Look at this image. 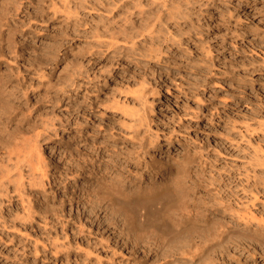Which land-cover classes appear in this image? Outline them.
<instances>
[{"label":"rangeland","instance_id":"374dc122","mask_svg":"<svg viewBox=\"0 0 264 264\" xmlns=\"http://www.w3.org/2000/svg\"><path fill=\"white\" fill-rule=\"evenodd\" d=\"M0 7V158L8 142L27 137L31 147L39 138L49 164L45 176L23 166L24 178L14 176L8 198L0 195V264H264V0H0ZM146 20H155L154 37L137 36L143 50L133 53L121 30ZM113 34L121 48L109 43ZM158 47L160 58L151 59ZM137 111L149 115L144 125ZM77 126L107 146L108 176L125 190L169 181L182 185L179 193L168 190L148 214L113 190L94 205L84 195L70 200L87 174L70 168L88 155ZM153 154L165 164L158 174L141 161ZM182 203L199 216L180 219Z\"/></svg>","mask_w":264,"mask_h":264},{"label":"bare ground","instance_id":"6f19581e","mask_svg":"<svg viewBox=\"0 0 264 264\" xmlns=\"http://www.w3.org/2000/svg\"><path fill=\"white\" fill-rule=\"evenodd\" d=\"M215 1V0H214ZM254 1V0H253ZM108 2V1H107ZM102 3H106V2H102ZM110 2H108V3H106V5H108ZM125 3H123L121 6H123ZM167 4V3H166ZM101 5V4H100ZM105 5V6H106ZM95 6H97V5H94V3L92 4V8H95ZM104 6V7H105ZM115 6V5H114ZM120 6V7H121ZM125 6V5H124ZM108 7V6H107ZM116 7H117V5H116ZM115 7V8H116ZM1 8V7H0ZM97 8V7H96ZM99 8V7H98ZM114 8V9H115ZM168 8V7H167ZM166 7H165V10L167 11V13H168V11H169V14H175V11H173L172 9L170 10H168ZM170 8V7H169ZM112 9V8H111ZM4 11V10H3ZM162 11V10H161ZM160 11V12H161ZM142 12V11H141ZM144 12V11H143ZM3 14H4V12H3ZM161 14V13H160ZM2 14H0V16H1ZM142 15V14H141ZM159 15V14H158ZM157 15V16H158ZM3 16V15H2ZM4 16H5V14H4ZM156 17V16H155ZM5 18V17H4ZM157 18H160V16L159 17H157ZM145 19V18H144ZM147 19V18H146ZM155 20H156V18H154ZM155 20L154 21H150V20H146V21H144V23H142V25H139L137 28H136V26H134L133 28L135 29V31H131L132 30V28H131V30H129V31H131V32H129L128 31V29L130 28V27H128V26H125V27H123L122 28V32H123V39H124V41L126 42V43H128L129 44V46H130V48H131V50L133 49V50H137L138 52L140 51V54H142V50L143 49H141L140 48V45L137 43V36H145L144 38H150V39H153V35H152V32H153V27H156L155 26ZM158 20V19H157ZM156 20V21H157ZM128 21V20H127ZM1 23V22H0ZM157 25V24H156ZM1 26V25H0ZM128 27V28H127ZM3 30V29H2ZM107 32H109V31H107ZM2 33V32H1ZM3 34V33H2ZM6 34V33H5ZM122 37H120V38H122ZM6 38V37H5ZM112 39V40H111ZM110 39V41H109V43L112 45V46H114V48H116V46H118L119 45V43H121V45H122V42H124V41H122L121 42V40H120V42L118 43V37H117V34H113L112 35V38ZM142 41V40H141ZM1 43V42H0ZM6 44V43H5ZM124 44V43H123ZM127 44V45H128ZM7 46V45H6ZM124 46L126 47V44H124ZM119 47V46H118ZM3 48V47H2ZM119 48H121V46L119 47ZM118 48V49H119ZM123 48V47H122ZM6 50H7V48H6ZM124 51L125 50H127V49H123ZM132 50V51H133ZM164 50V49H163ZM152 51H154L153 53H150L151 55H150V58L151 59H159L160 58V55H161V49H160V47H158V52H157V49H152L151 48V51L150 52H152ZM5 52V51H4ZM132 53V52H131ZM133 53H134V51H133ZM147 52H145V54H146ZM139 54V53H138ZM147 56H149L148 54H146ZM21 72V71H20ZM78 75V74H77ZM77 78V77H76ZM75 79V78H74ZM73 81V80H72ZM80 81V80H79ZM3 82V81H2ZM1 82V83H2ZM7 83V82H6ZM82 83V82H81ZM72 84V83H71ZM75 84V83H74ZM79 84V83H78ZM83 84V83H82ZM5 85V84H4ZM76 89V88H75ZM74 89V90H75ZM6 91V90H5ZM7 92V91H6ZM141 94V98L142 97H144L146 94H145V91H144V89H138V91H137V97H139V95ZM143 95V96H142ZM89 96V95H88ZM135 96V95H134ZM134 96H133V98H134ZM135 96V97H136ZM4 97V96H3ZM84 97V96H83ZM8 98V97H7ZM87 98H90V97H87ZM144 98H146V97H144ZM137 99V98H136ZM139 99V98H138ZM137 99V100H138ZM147 99V98H146ZM146 99H143V100H146ZM138 101H140V99L138 100ZM2 102V101H1ZM128 102V101H127ZM149 102V101H148ZM153 102V101H152ZM152 102H150V103H152ZM7 103H8V101H7ZM145 103H147V101L145 102ZM75 105V104H74ZM140 105H142V104H140ZM151 105V104H150ZM77 106V105H76ZM93 106V105H92ZM145 106V105H144ZM4 107V106H3ZM6 107V106H5ZM134 107V106H133ZM139 107V106H138ZM146 107V106H145ZM93 108V107H92ZM137 108V107H136ZM136 108H134V110L136 111ZM143 108V107H142ZM146 108H148V107H146ZM34 109V108H33ZM149 109V108H148ZM7 110V109H6ZM131 111V112H135V111ZM138 111H139V109H138ZM138 111L136 112V113H134V115L137 117L136 119H134V120H140V122L142 121V120H147V119H149V115H147V113H144L143 115H141L140 113H138ZM147 111V110H146ZM150 112V111H149ZM6 113V112H5ZM41 113V112H40ZM71 113V112H70ZM45 114V113H44ZM89 114V113H88ZM133 114V113H132ZM131 114V115H132ZM137 114V115H136ZM8 115V114H7ZM41 117H42V115H41ZM45 118V117H44ZM46 118H47V116H46ZM51 118V117H50ZM48 119V118H47ZM78 119H80V118H78ZM50 120H52V119H50ZM62 120V119H61ZM77 120V119H76ZM151 120V119H150ZM45 121V120H44ZM53 121V120H52ZM132 121V120H131ZM34 122V121H33ZM46 122V121H45ZM67 122H70L69 120L67 121ZM80 122V121H79ZM75 123H77V125H80V124H82V123H78V122H76L75 121ZM85 122H83V124H84ZM133 123V122H132ZM136 123H137V121H136ZM142 123V122H141ZM144 123V122H143ZM142 123V124H143ZM43 126H44V123H41ZM60 124H61V122H60ZM63 124V123H62ZM61 124V125H62ZM69 124V123H68ZM139 124V123H138ZM137 124V127H139V125ZM1 125V124H0ZM18 125V124H17ZM29 125V124H28ZM33 125V124H32ZM37 125H38V123H37ZM40 125V124H39ZM47 125V124H46ZM51 125V124H50ZM130 125H132V124H129V126ZM141 125V124H140ZM144 125V124H143ZM148 125V124H147ZM5 126H6V124H5ZM35 126V125H34ZM48 126V125H47ZM52 126V125H51ZM136 126V125H135ZM142 126V125H141ZM7 127V126H6ZM18 127V126H17ZM24 127V126H23ZM133 127H134V125H133ZM132 127V128H133ZM8 128V127H7ZM32 128H33V126H32ZM54 129H55V127H53ZM128 128H130V127H128ZM147 128V127H146ZM0 129H2L3 130V128H0ZM30 129V128H29ZM39 128H37L36 129V131L38 130ZM73 129V128H72ZM131 129V128H130ZM145 129V128H144ZM35 130V129H34ZM46 130V129H45ZM15 131V130H14ZM20 131V130H19ZM23 131V130H22ZM30 130H28V132H29ZM144 131V130H143ZM24 132V131H23ZM22 132V133H23ZM32 132V131H31ZM30 132V133H31ZM35 132V131H34ZM34 132H32V133H34ZM56 132V131H55ZM73 133H75V132H77V134L75 133V137H76V139H79L80 138V140L82 141L83 140V143L81 144L83 147V149H81L80 151H83V150H85V152L89 155H85V157L82 155H80V153H79V155L81 156L80 158L79 157H76L75 156V159L73 160V163L72 162H70V163H72V165H70L71 167L70 168H72V170H74V172H76L77 171V173H81V171H87V174L85 175V183L84 184H80V183H77L79 180H77V182H74L73 183V185L75 186L74 188H73V193L72 192H70V197H69V199L70 200H74V201H78L77 199H78V197H83V195H84V197H85V199H84V197H83V202H87V203H89V205H94V202H96V203H100V202H103V200L105 199V196H106V194H107V192L109 193V191L110 190H113V192L112 193H114V192H116L115 193V195L117 194L118 195V197H119V195L121 196V199L123 200V199H125L126 201H128V200H130V201H133L134 203H135V207H138L137 209H139V205H140V210L139 211H141V213L142 214H148L150 211H151V213H152V211L155 209L152 205L155 203L154 201H156V199H158L160 196H163L168 190L170 191V189H172L173 191H175L177 194L179 193V190H180V186H182V185H176L175 183L174 184H169L167 181H165V182H160V183H156V181H151L150 182V184L149 185H144V186H138V187H136V189H133V190H131V191H129V189L128 188H126V190H125V188H123V185L121 186L119 183H117V181H118V179L119 178H117L116 176H114V175H110V176H108V171H107V168H108V165H109V163H107L109 160H104L103 158H104V156H105V154H104V148L106 149V147L105 146H102V144L100 145V144H97V142H96V140H94V139H91V138H89L90 136H88V132H89V130H88V128L87 129H85V127H80V126H77L76 127V130H74V131H72ZM127 132V131H126ZM133 132L135 133V135L137 136L138 134H139V132H138V130H137V128L135 129H133ZM132 132V133H133ZM27 133V132H26ZM30 133H28L29 135H31ZM50 133V132H49ZM15 134V133H14ZM20 134H21V131H20ZM24 134V133H23ZM39 134V133H38ZM41 134V133H40ZM129 134V133H128ZM142 134H144V133H142ZM156 134V133H155ZM159 134V133H158ZM17 134H15V136H16ZM22 135V134H21ZM25 135V134H24ZM27 135V134H26ZM55 135H56V133H55ZM146 135V134H145ZM149 135V134H148ZM154 135V134H153ZM0 136H2V135H0ZM12 136V135H11ZM11 136L9 137V139L11 138ZM33 136V135H32ZM42 136V135H41ZM50 136V135H49ZM74 136V135H73ZM129 136H130V134H129ZM142 136V135H141ZM149 136H151V135H149ZM8 137V136H7ZM31 137V136H30ZM34 137H35V135H34ZM37 137V136H36ZM35 137V138H36ZM39 137V136H38ZM146 137V136H145ZM148 137V136H147ZM158 137V136H157ZM3 138V137H2ZM19 138V137H18ZM45 138V137H44ZM47 138V137H46ZM134 138V137H133ZM137 138V137H136ZM138 138H139V136H138ZM137 138V139H138ZM7 140H8V138H6ZM14 139V137L12 138V140ZM25 139V138H24ZM23 139V137H22V140H21V138H20V141L21 142H17L19 139H17V141H15V143L14 144H12L11 143V145H8V143L6 144V143H4V144H6L5 146V150H4V154H3V158H0L1 160H0V195L1 196H3V195H5V196H7V198H8V184L10 183V182H12L13 180L15 181V179L16 178H14V176H16L17 178H18V176L21 178V179H23L24 177H23V175L25 174L22 170V168H23V166H25V167H27L29 170H30V173L31 174H34L36 171L38 172V173H40V176H41V174L43 175V176H45L46 174H47V172H49V171H47V167H48V165L49 164H47L48 162H46V160H45V158L43 157V155H40V153L39 152H42V150H40V148H41V143L39 142V138H36L34 141L35 142H33L34 144H33V146L31 145V147H28L29 145H28V143H26V142H28V140L27 141H25L26 139H28L27 137H26V139L24 140ZM132 139V138H131ZM145 139V138H144ZM148 139H150V138H148ZM154 139V138H153ZM152 139V140H153ZM3 140V139H2ZM32 140V141H33ZM10 141V140H9ZM14 141V140H13ZM25 141V142H24ZM143 141V140H142ZM141 141V142H142ZM154 141H155V139H154ZM6 142V141H5ZM145 142V141H144ZM21 143V144H20ZM79 143V142H78ZM77 143V144H78ZM81 143V142H80ZM146 143V142H145ZM32 144V143H31ZM150 144V143H149ZM78 145H80V144H78ZM151 145V144H150ZM141 146V145H140ZM145 145H143V147H144ZM35 147V148H34ZM54 147V146H53ZM37 148V149H36ZM66 148V147H65ZM81 148V147H80ZM145 148V147H144ZM146 148H147V146H146ZM42 149V148H41ZM167 149V148H166ZM36 150V151H35ZM40 150V151H39ZM143 150V149H142ZM34 151L35 152H37V151H39V152H37V153H34ZM135 153V152H134ZM63 154H64V152H63ZM141 154V153H140ZM68 155H70V154H68ZM76 155H78V153L76 154ZM78 155V156H79ZM148 155H150V154H148ZM152 155V154H151ZM154 155V154H153ZM71 156L73 157L74 155H72L71 154ZM100 156H102V160L100 161V163H98L99 161L97 160V162H96V159H98ZM132 156V155H131ZM65 157V156H64ZM68 157V156H67ZM105 157H107V156H105ZM150 158H146V157H144V158H142L141 159V161L142 162H144V164H145V167L146 168H149L150 170H155V174H158V172H159V170L162 168V167H164V163H163V161L160 159V158H157L155 155L154 156H149ZM111 158V157H110ZM192 159H193V157H191ZM190 158V159H191ZM47 159V158H46ZM108 159V158H107ZM71 160H72V158H71ZM188 160H189V158H188ZM57 161V160H56ZM69 161H70V158H69ZM191 161V160H190ZM66 162V161H65ZM69 163V162H68ZM118 163V162H117ZM264 163V162H263ZM53 164V163H52ZM61 164H63V163H61ZM65 164V163H64ZM63 164V165H64ZM111 164H115L114 166H116V162H114V163H111ZM66 165H67V163H66ZM121 165V164H120ZM62 166V165H61ZM69 166V165H68ZM177 166V165H176ZM175 166V168L178 170V172L180 171V168L177 166L176 167ZM56 167V166H55ZM67 167V166H66ZM172 167V166H171ZM64 168V167H63ZM185 168V167H184ZM67 169V168H66ZM68 169H69V167H68ZM60 170V169H59ZM76 170V171H75ZM80 170V171H79ZM175 170V169H174ZM110 171H111V169H110ZM182 171V170H181ZM180 171V172H181ZM59 172H61V171H59ZM121 172V171H120ZM186 172V171H185ZM24 173V174H23ZM112 173H113V171H112ZM173 173H175V172H173ZM37 174V173H36ZM35 174V175H36ZM171 174V173H170ZM177 173H175L174 175H176ZM39 175V174H38ZM73 175V174H72ZM117 175V174H116ZM119 176V175H118ZM71 177H73V176H71ZM115 177L117 178V180H115ZM120 177V176H119ZM41 178V177H40ZM60 178H62V177H60ZM177 178H178V176H177ZM27 179V178H26ZM38 179H39V177H38ZM51 179H53V178H51ZM74 179V178H73ZM126 179V178H125ZM174 179V178H173ZM40 180V179H39ZM39 180H38V182H39ZM175 180V179H174ZM13 181V182H14ZM16 181H17V179H16ZM43 181V180H42ZM89 181H90V183H89ZM120 181V180H119ZM19 182H21V181H18L17 183H18V186H16V188H17V190L20 188V185H23V181L21 182V184L19 183ZM25 182V181H24ZM33 182V181H32ZM36 182V181H35ZM48 182H49V180H48ZM177 182V181H176ZM27 183V182H26ZM41 183V182H40ZM50 183V182H49ZM13 184H16V183H13ZM38 184V183H37ZM41 184H43V183H41ZM65 184V183H64ZM68 184V183H67ZM33 185V184H32ZM34 186V185H33ZM36 186V185H35ZM38 186V185H37ZM128 186V185H127ZM137 186V185H136ZM186 186V185H185ZM177 187H179V188H177ZM21 189V188H20ZM27 189V188H26ZM128 189V190H127ZM132 189V188H131ZM13 190V189H12ZM14 190H16V189H14ZM186 190H188V189H186ZM19 191V190H18ZM17 191V192H18ZM81 192V195L79 194H76L77 192ZM12 192V191H11ZM16 192V193H17ZM21 192V191H20ZM252 192V191H251ZM255 192V191H254ZM23 193V192H22ZM106 193V194H105ZM66 195V194H65ZM105 195V196H104ZM110 195V194H109ZM108 195V196H109ZM113 195V194H112ZM114 195V196H115ZM253 195V194H252ZM20 196V195H19ZM171 196H172V194H171ZM181 196V195H180ZM111 197V196H110ZM110 197H109V199H110ZM183 197V196H182ZM253 197V196H252ZM256 197H257V195H256ZM255 196L253 197V201H254V199L256 198ZM11 198H12V196H11ZM20 198V197H19ZM117 198V197H116ZM120 198V197H119ZM184 198V197H183ZM112 199V198H111ZM111 199H110V201H111ZM186 199V198H185ZM189 199V198H188ZM3 200V199H2ZM114 200V199H113ZM251 200V199H250ZM251 200V201H252ZM1 201V200H0ZM64 201V200H63ZM159 201V200H158ZM157 201V202H158ZM185 201H187V200H185ZM202 201V200H201ZM222 201H224V200H222ZM250 201V202H251ZM114 202V201H113ZM112 202V203H113ZM123 202V201H122ZM129 202V201H128ZM133 202H131V203H133ZM183 202V201H182ZM188 202V201H187ZM93 203V204H92ZM95 203V204H96ZM108 203V202H107ZM111 202H109V204H110ZM127 203V202H126ZM159 203V202H158ZM189 203V202H188ZM194 203V202H193ZM222 203V202H221ZM254 203V202H253ZM15 204V203H14ZM86 204V203H85ZM105 204V203H104ZM114 204V203H113ZM130 204V203H129ZM201 204H203V203H201ZM224 204V203H223ZM226 204V203H225ZM247 203H245V205H246ZM0 205H1V202H0ZM6 205V204H5ZM88 205V204H87ZM154 205H157L156 203L154 204ZM182 205V206H181ZM180 206H181V208H180V214H177V215H179L180 217V219L182 218L183 220L184 219H187V220H190V219H192V217H194V216H196L197 215V213H196V215H194L195 214V210L194 209H192V208H189V206H188V204L187 203H182ZM227 205H228V203H227ZM44 206V205H43ZM49 206V205H48ZM79 206V205H78ZM97 206V205H96ZM95 206V207H96ZM109 206V205H108ZM111 206V205H110ZM119 206V205H118ZM158 206V205H157ZM225 206V205H224ZM230 206V205H229ZM255 206V205H254ZM15 207V206H14ZM34 207H36V205L34 206ZM84 207V206H83ZM152 207H153V209H152ZM191 207V206H190ZM227 206H225V208H226ZM232 207V206H231ZM246 207V206H245ZM244 207V208H245ZM100 208V207H99ZM104 208H105V206H104ZM195 209H196V207H194ZM199 208V207H198ZM32 209H34V208H32ZM120 209V208H119ZM118 209V210H119ZM200 209V208H199ZM228 209H230V208H228ZM237 209V208H236ZM243 209V208H242ZM246 209H247V207H246ZM25 210V209H24ZM36 210V209H35ZM92 210V209H91ZM116 210V209H115ZM117 210V211H118ZM131 210V209H130ZM231 210V209H230ZM252 210V209H251ZM98 211V210H97ZM105 211V210H104ZM125 211H127V210H125ZM134 210L132 209V211L131 212H133ZM236 211H238V210H236ZM240 211V210H239ZM254 211V210H253ZM18 212V211H17ZM16 212V213H17ZM88 212V211H87ZM91 212V211H90ZM113 212V211H112ZM115 212V211H114ZM130 212V211H129ZM135 212V211H134ZM178 212V211H177ZM204 212V211H203ZM245 212V211H244ZM85 213V212H84ZM179 213V212H178ZM198 213L200 214V212L198 211ZM242 210H241V217H242ZM25 214V213H24ZM27 214V213H26ZM120 214V213H119ZM123 214H126V213H123ZM161 214V213H160ZM17 215V214H16ZM82 215V214H81ZM97 215V214H96ZM116 215H117V213H116ZM133 215V214H132ZM245 215V214H244ZM0 216H2V215H0ZM19 216V215H18ZM22 216V215H21ZM27 216V215H26ZM28 216H29V213H28ZM77 216H78V214H77ZM112 216V215H111ZM121 216H122V214H121ZM124 216V215H123ZM125 216H127V215H125ZM129 216V217H128ZM128 216L126 217V220H125V218H124V220L127 222H131L130 221V219H131V215H129L128 214ZM135 216V215H134ZM133 216V217H134ZM136 216H137V213H136ZM155 216V215H154ZM197 216H199V215H197ZM142 217V216H141ZM152 217V216H151ZM202 217V216H201ZM238 217V216H237ZM255 217V216H254ZM254 217H253V219H254ZM19 218H20V216H19ZM22 219H23V217H21ZM60 218V217H59ZM93 218H94V216H93ZM98 218V217H97ZM105 218V217H104ZM136 218V217H135ZM134 218V219H135ZM153 218V217H152ZM160 218V217H159ZM195 218H197V217H195ZM243 219H246L247 220V218H245L244 216L242 217ZM28 219H30V218H28ZM44 219V218H43ZM57 219V218H56ZM62 219V218H61ZM75 219V218H74ZM122 219V218H121ZM137 219V218H136ZM141 219V218H140ZM143 219H144V216H143ZM148 219V218H147ZM147 219H145V220H147ZM202 219V218H201ZM239 219H240V217H239ZM249 219V218H248ZM251 219V218H250ZM249 219V220H250ZM257 219V218H256ZM27 220V218L25 219V221ZM68 220V219H67ZM73 220V219H72ZM76 220V219H75ZM79 220H80V218H79ZM78 220V221H79ZM108 220V219H107ZM123 220V219H122ZM182 220V221H183ZM242 220V219H241ZM245 220V221H246ZM252 220V219H251ZM21 221V220H20ZM59 221H60V219H59ZM106 221V220H105ZM111 221V220H110ZM119 221V220H118ZM185 221V220H184ZM191 221V220H190ZM194 221H196V220H194ZM193 221V222H194ZM198 221V220H197ZM243 221V220H242ZM5 219H1L0 218V224H2L3 226H5ZM13 222V221H12ZM48 222V221H47ZM46 222V223H47ZM68 222V221H67ZM94 222V221H93ZM98 222H100V220H97L96 219V223L98 224ZM123 222V221H122ZM185 222H187V221H185ZM201 222H202V220H201ZM207 222H209V221H207ZM215 222H216V220L214 221V226H216L215 225ZM247 222V221H246ZM44 223H45V221H44ZM45 223V224H46ZM65 223V222H64ZM78 223V222H77ZM84 223V222H83ZM113 223V222H112ZM124 223V222H123ZM213 223V222H212ZM58 224V223H57ZM61 224V223H60ZM66 224V223H65ZM129 224V223H128ZM132 224V223H131ZM198 224V223H197ZM202 224H203V222H202ZM206 224H208V223H206ZM210 224V223H209ZM209 224H208V227H209ZM81 225V224H80ZM83 225V224H82ZM127 225V224H126ZM196 225V224H195ZM201 224H199V226H200ZM25 226V225H24ZM125 226V225H124ZM129 226V225H128ZM127 226V227H128ZM197 226V225H196ZM203 226V225H202ZM13 227H14V225H13ZM51 227V226H50ZM65 227V226H64ZM98 227V226H97ZM106 227V226H105ZM108 227V226H107ZM198 227V226H197ZM17 228H18V226H17ZM16 228V229H17ZM51 228H53V227H51ZM55 228V227H54ZM75 228V227H74ZM116 228V227H115ZM200 228V227H199ZM198 228V229H199ZM205 228V227H204ZM223 228V227H222ZM13 229V228H12ZM44 229H45V227H44ZM56 229V228H55ZM79 229V228H78ZM77 229V230H78ZM109 229H111V227H109L108 228V230ZM129 229H130V227H129ZM201 229H203V228H201ZM97 230V229H96ZM107 230V231H108ZM118 230V229H117ZM223 230V229H222ZM80 231H83L84 232V229H83V227L81 226L80 227ZM90 231V230H89ZM103 231H104V229H103ZM196 231L199 233V231L196 229ZM14 232V231H13ZM50 232V231H49ZM87 232V231H86ZM105 232V231H104ZM201 232V231H200ZM82 233V232H81ZM97 233V232H96ZM102 233V232H101ZM118 232H116V230L114 229V230H112L111 231V233H107L108 235L107 236H109V235H112V237H115L116 236V234H117ZM120 233V232H119ZM127 233H129V232H127ZM202 233V232H201ZM47 234V233H46ZM124 234V233H123ZM74 235V234H73ZM197 235V234H196ZM59 236V235H58ZM65 236V235H64ZM98 236V235H97ZM198 236V235H197ZM55 237H56V235H55ZM66 237V236H65ZM105 237V236H104ZM103 237V238H104ZM100 238V237H99ZM102 238V237H101ZM102 238V239H103ZM108 238V237H107ZM59 239V238H58ZM102 239H101V241H102ZM106 239V238H105ZM56 240V239H55ZM108 240V239H107ZM120 240V239H119ZM35 241V240H34ZM106 241V240H105ZM192 242H194V240L192 241ZM53 243H54V241H53ZM101 243V242H100ZM108 243V242H107ZM197 243V242H196ZM189 244V243H188ZM191 244V243H190ZM17 245V244H16ZM198 245V244H197ZM50 246V245H49ZM52 246V245H51ZM60 246V245H59ZM191 246V245H190ZM190 246H189V248H190ZM188 247V246H187ZM193 247V246H192ZM195 247H197L196 246V244H195ZM32 248V247H31ZM54 248H55V246H54ZM255 248V247H254ZM34 249V248H33ZM50 249V248H49ZM186 249V248H185ZM195 249V248H194ZM57 250H58V247L57 248H55L54 249V251L57 253ZM86 250V249H85ZM191 250V249H190ZM32 251V250H31ZM187 251V250H186ZM59 252V251H58ZM86 252V251H85ZM84 252V253H85ZM115 252V251H114ZM189 252V251H188ZM33 253H34V251H33ZM87 257L89 258L90 257V255H91V252L89 251V250H87ZM85 253V254H86ZM55 254V253H54ZM84 254V255H85ZM33 255H35V254H33ZM97 255H98V253H97ZM252 255V254H251ZM98 256H100V255H98ZM264 256V255H263ZM9 258V257H8ZM85 258V257H84ZM83 258V259H84ZM98 258V257H97ZM100 259H101V257H100ZM100 259H98V260H100ZM64 260H66V258L64 259ZM90 260V259H89ZM1 262V261H0ZM4 262V261H3ZM10 262V261H9ZM26 262V261H25ZM66 262H67V260H66ZM101 263V262H100ZM99 263V264H100ZM117 262L114 260V259H112V261H111V264H116ZM121 263V262H120ZM2 264H6V263H2ZM18 264V263H17ZM74 264V263H73ZM83 264V263H82ZM84 264H88V263H86V262H84ZM102 264V263H101ZM122 264V263H121Z\"/></svg>","mask_w":264,"mask_h":264}]
</instances>
